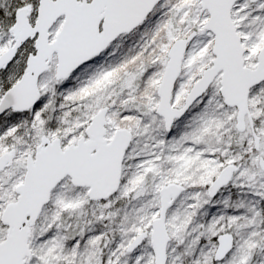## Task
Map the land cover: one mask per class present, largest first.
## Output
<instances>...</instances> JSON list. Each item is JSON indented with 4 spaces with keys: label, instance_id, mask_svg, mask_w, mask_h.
I'll list each match as a JSON object with an SVG mask.
<instances>
[{
    "label": "snow or ice",
    "instance_id": "6c2138e0",
    "mask_svg": "<svg viewBox=\"0 0 264 264\" xmlns=\"http://www.w3.org/2000/svg\"><path fill=\"white\" fill-rule=\"evenodd\" d=\"M0 264H264V0H0Z\"/></svg>",
    "mask_w": 264,
    "mask_h": 264
}]
</instances>
